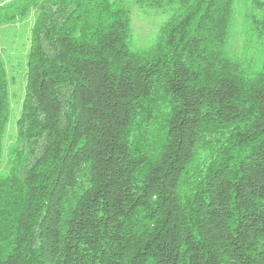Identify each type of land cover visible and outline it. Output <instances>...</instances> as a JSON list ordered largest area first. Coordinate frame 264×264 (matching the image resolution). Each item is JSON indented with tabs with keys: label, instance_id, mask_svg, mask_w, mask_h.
I'll return each mask as SVG.
<instances>
[{
	"label": "trees",
	"instance_id": "obj_1",
	"mask_svg": "<svg viewBox=\"0 0 264 264\" xmlns=\"http://www.w3.org/2000/svg\"><path fill=\"white\" fill-rule=\"evenodd\" d=\"M133 7L167 15L137 48ZM28 14L0 264H264V0H7L0 26Z\"/></svg>",
	"mask_w": 264,
	"mask_h": 264
},
{
	"label": "rangeland",
	"instance_id": "obj_2",
	"mask_svg": "<svg viewBox=\"0 0 264 264\" xmlns=\"http://www.w3.org/2000/svg\"><path fill=\"white\" fill-rule=\"evenodd\" d=\"M7 0H0V3ZM241 5V4H240ZM243 6L236 11L237 26L230 45L231 52H239L242 47V37L238 32L240 29ZM164 13H156L154 10L133 7L131 12V42L133 47H142L150 44L158 28L166 19ZM32 23L29 14L26 18L0 26V47L6 51L4 62L9 79V98L11 104L10 120L4 139V147L11 142L14 134V122L19 114L20 101L22 98L23 69L25 54L28 44V32Z\"/></svg>",
	"mask_w": 264,
	"mask_h": 264
}]
</instances>
